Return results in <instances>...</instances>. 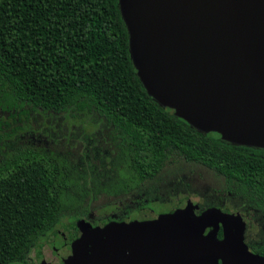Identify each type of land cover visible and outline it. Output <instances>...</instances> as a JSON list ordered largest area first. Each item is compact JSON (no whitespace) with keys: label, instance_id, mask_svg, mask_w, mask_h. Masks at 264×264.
<instances>
[{"label":"trees","instance_id":"16d2710c","mask_svg":"<svg viewBox=\"0 0 264 264\" xmlns=\"http://www.w3.org/2000/svg\"><path fill=\"white\" fill-rule=\"evenodd\" d=\"M25 106L95 114L117 158L103 184L106 172L90 162L77 168L31 145L0 148V264H33L30 252L58 225L66 202L78 211L85 195L129 193L169 160L223 178L226 200H238L239 210L264 224V150L202 134L147 94L130 59L118 0H0V112ZM153 200L138 199L137 207ZM219 208L235 210L227 202ZM244 242L264 256V236L248 242L244 234Z\"/></svg>","mask_w":264,"mask_h":264},{"label":"water","instance_id":"95a60500","mask_svg":"<svg viewBox=\"0 0 264 264\" xmlns=\"http://www.w3.org/2000/svg\"><path fill=\"white\" fill-rule=\"evenodd\" d=\"M143 88L202 134L264 150V0H118ZM189 199L144 207L67 241L69 264H264L238 211ZM222 230V238L218 232Z\"/></svg>","mask_w":264,"mask_h":264},{"label":"rangeland","instance_id":"374dc122","mask_svg":"<svg viewBox=\"0 0 264 264\" xmlns=\"http://www.w3.org/2000/svg\"><path fill=\"white\" fill-rule=\"evenodd\" d=\"M108 132L105 123L92 113L84 115L72 111L59 115L44 114L28 106L18 111L0 112V148L4 150L12 143L31 145L62 156L66 163L77 168L90 162L98 173L106 172L100 176L103 184L109 177L107 172L112 173L115 168L117 158ZM108 185H105L106 188H110ZM226 193L225 181L215 173L196 164L169 160L157 177L143 182L129 193L109 194L100 191L94 194L93 199L85 195L78 201V211L70 208L72 202H66L60 222L43 241L36 243L30 256L37 264H62L67 239L74 234L73 227L80 228L81 220L89 222L105 219L107 214H114L110 213L111 210L128 207L138 199H154L144 204L157 214L171 213L182 199H189L199 205V210L219 207L227 202L229 209L239 211L245 222L246 241L262 239L264 224L260 222V216L251 211L239 210V201L232 200L231 203ZM76 215L78 218H73ZM66 226H69L68 229H65ZM62 228L65 229L63 233L55 238Z\"/></svg>","mask_w":264,"mask_h":264},{"label":"flooded vegetation","instance_id":"af4514ba","mask_svg":"<svg viewBox=\"0 0 264 264\" xmlns=\"http://www.w3.org/2000/svg\"><path fill=\"white\" fill-rule=\"evenodd\" d=\"M137 204H140V202H137V201H134V202H132V204H130V206H128V207H121V208H115L114 210H111L110 211V213L112 212H114V214H107V218H105V219H102V220H99V219H97V220H89V222H85V221H83V220H81V222H80V228H78V229H75L74 227H73V231H74V234L73 235H71V236H69L68 237V239H67V241L69 240V239H72L74 236H75V234H77V233H79V232H85V231H87L90 227H95L96 225H98L99 223H101V222H104V221H114V222H116V223H120V222H122L124 219H126L131 213H133L134 211H136V210H138V209H141V208H144V207H137ZM175 209H173L172 210V212L174 211ZM200 212V210L197 212V213H199ZM106 216V215H105ZM68 225H70V224H68ZM69 227V226H68ZM68 227L66 226V228L65 229H68ZM72 228V227H71ZM70 228V229H71ZM65 229H60L58 232H59V234H56V236H55V238H57V237H59L62 233H63V230H65ZM53 231V230H52ZM51 231V232H52ZM57 233V232H56ZM55 235V234H54ZM48 236V235H47ZM46 236V237H47ZM45 237V238H46ZM67 244V243H66ZM66 244H65V246H66ZM36 253H37V251L35 252V256H36ZM63 253H65V251L63 252ZM71 254H66L65 253V255H63V263L62 264H69V261H71V260H77V261H80V258H77V257H75L74 255L71 257V258H69V256H70ZM29 260H31L32 262H33V264H37V263H34V260H33V258H31V256H30V258H29Z\"/></svg>","mask_w":264,"mask_h":264}]
</instances>
